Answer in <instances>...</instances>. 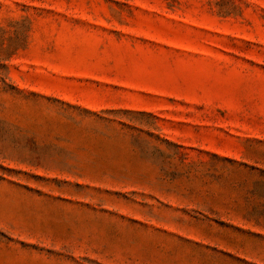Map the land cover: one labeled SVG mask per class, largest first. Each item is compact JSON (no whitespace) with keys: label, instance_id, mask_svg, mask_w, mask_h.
Segmentation results:
<instances>
[{"label":"rangeland","instance_id":"374dc122","mask_svg":"<svg viewBox=\"0 0 264 264\" xmlns=\"http://www.w3.org/2000/svg\"><path fill=\"white\" fill-rule=\"evenodd\" d=\"M0 264H264V0H0Z\"/></svg>","mask_w":264,"mask_h":264}]
</instances>
